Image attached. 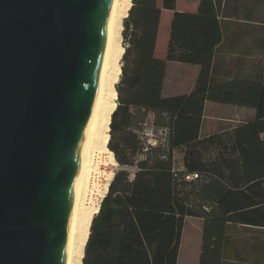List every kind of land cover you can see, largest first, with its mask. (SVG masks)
<instances>
[{
    "label": "trees",
    "instance_id": "obj_1",
    "mask_svg": "<svg viewBox=\"0 0 264 264\" xmlns=\"http://www.w3.org/2000/svg\"><path fill=\"white\" fill-rule=\"evenodd\" d=\"M220 4L198 0L191 12L176 0H132L108 123L118 167L91 218L81 264H180L187 217L202 223L197 264H264V24L222 19ZM257 6L239 5L235 16L260 19ZM165 10L168 37L158 56ZM239 43L246 56L225 61L224 45ZM166 61L197 65L189 92L161 94ZM207 101L253 114L201 135ZM159 128L165 134L145 147L144 133Z\"/></svg>",
    "mask_w": 264,
    "mask_h": 264
},
{
    "label": "water",
    "instance_id": "obj_2",
    "mask_svg": "<svg viewBox=\"0 0 264 264\" xmlns=\"http://www.w3.org/2000/svg\"><path fill=\"white\" fill-rule=\"evenodd\" d=\"M108 6L0 0V264H61Z\"/></svg>",
    "mask_w": 264,
    "mask_h": 264
},
{
    "label": "bare ground",
    "instance_id": "obj_3",
    "mask_svg": "<svg viewBox=\"0 0 264 264\" xmlns=\"http://www.w3.org/2000/svg\"><path fill=\"white\" fill-rule=\"evenodd\" d=\"M126 1L109 0L104 44L80 134L82 148L66 216L61 264H76L81 259L91 218L98 212L116 165L114 154L107 148L108 123L116 105L115 83L121 72L119 60L124 48L119 32Z\"/></svg>",
    "mask_w": 264,
    "mask_h": 264
},
{
    "label": "rangeland",
    "instance_id": "obj_4",
    "mask_svg": "<svg viewBox=\"0 0 264 264\" xmlns=\"http://www.w3.org/2000/svg\"><path fill=\"white\" fill-rule=\"evenodd\" d=\"M184 4H186L185 0H177L176 8L179 10L181 9L180 6L182 7ZM130 5H132V0H127L126 2L123 3L125 10L123 9L124 13L121 19L122 28L120 29V32H119V43L124 49H125L126 44L124 42V37L122 34L123 20L128 14L127 11ZM170 17H171V13L170 11H167V10H165L161 16V22H160L161 25L159 27L161 29H159L157 43H156V49H158L156 53L158 55L162 54L163 47L165 49L166 40L168 37V25H169ZM122 64H124V60L121 57L119 60V65L121 66ZM197 71H198V67L195 64L166 61L164 85L162 88V94L163 95H169V94L174 95V94L185 92L188 85H191L194 83L196 75H197ZM118 79H120V76ZM118 81L115 83V87ZM117 99H118V96L117 98H115L116 103H117ZM221 107H229V108L226 109V108H221ZM234 107L237 108L238 110L236 111ZM222 114L237 116L240 120H244L245 118H248L250 114L251 115L253 114V110L251 108H247L243 106H235V105H230V104H219V103L209 102L208 108L205 114L206 120L204 122V127L206 126V128L204 129L202 133H205L207 131V128H208L207 123L210 121L211 123H213L212 126H214L215 128H217L218 125H221L222 123H228L225 121L222 122V120L218 119L220 118V115L222 116ZM117 167H118V164L112 167V172H113L112 176ZM201 226H202V223L200 219L195 218V217L185 218L184 223H183V228H182L180 244H179V251H178V262L179 263L194 264L198 262L199 251H200L199 240H200ZM83 252L84 251L82 249V254ZM78 256H80V253ZM76 264H81V259L77 260Z\"/></svg>",
    "mask_w": 264,
    "mask_h": 264
},
{
    "label": "crops",
    "instance_id": "obj_5",
    "mask_svg": "<svg viewBox=\"0 0 264 264\" xmlns=\"http://www.w3.org/2000/svg\"><path fill=\"white\" fill-rule=\"evenodd\" d=\"M185 3L186 4L183 5L184 7L180 6L181 9H179V10H185V11H191L192 12V11H195L196 8H197L198 0H185ZM257 4L258 5L260 4L261 5L260 7L262 8V11L260 12V14H261V18L260 19L253 18V17L248 18L244 14L240 15V17L237 16L238 18L235 16L236 9H237V7L239 5H240V7L241 6H243V7L244 6L245 7L246 6L252 7L254 5L256 7H258ZM176 7H177V0H176ZM220 8H221L220 9V17L222 19H228V20H232V21H237V22H241L242 24H249V23L250 24H257V25L264 24V10H263V8H264V0H221ZM160 22H161V20H160ZM160 25L161 24L159 23V27H160ZM159 29H161V28H158V32H159ZM236 36H238L240 39H243V40L248 39V35L246 33H239V34H236ZM157 38H158V36H157ZM157 50L158 49H156V47H155V53L157 52ZM246 51H247V46H246L245 43H239L238 45L225 44L224 47L221 49V55L224 58V60L226 61L230 56H238V55L246 56V54H244V53H247ZM164 52H165V49L163 47L162 54H159V55L157 53L156 54L158 56H163ZM194 83H195V81H194ZM194 83L191 84V85H188L187 89L183 93L189 92L193 88ZM163 85H164V80H163ZM163 85H162V88H163ZM161 94H162V90H161ZM171 95L172 94L163 95V96H171ZM174 95H176V94H174ZM209 102H212V101H207L205 103V108H204V112H203V120H202V125H201V135H207V134H210V133H213V132L217 131V130L220 129V126L223 124L222 123L221 125H218L217 128H215L214 126H212L213 123H211V121L210 122L207 121L208 122L207 123V126H208L207 131L205 133H202L204 131V129L206 128V126L204 127V122L206 120L205 114H206ZM214 103H217V102H214ZM219 104H221V103H219ZM230 105H232V104H230ZM221 108H226L227 109L229 107H221ZM235 109H236V111L238 110L237 108H235ZM218 119L222 120V122H224V121L225 122H238V121H241L237 116L224 115V114H222V116L220 115V118H218ZM245 119H247V118H245ZM199 243L201 244V233H200ZM197 263H194V264H197Z\"/></svg>",
    "mask_w": 264,
    "mask_h": 264
},
{
    "label": "built area",
    "instance_id": "obj_6",
    "mask_svg": "<svg viewBox=\"0 0 264 264\" xmlns=\"http://www.w3.org/2000/svg\"><path fill=\"white\" fill-rule=\"evenodd\" d=\"M165 134V129L159 128L157 130H150L144 133L146 139L144 141L145 147L150 145L154 146L158 143L160 137Z\"/></svg>",
    "mask_w": 264,
    "mask_h": 264
}]
</instances>
